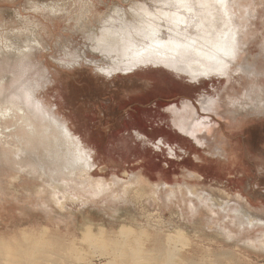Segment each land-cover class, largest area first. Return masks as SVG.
Here are the masks:
<instances>
[{
  "label": "rangeland",
  "instance_id": "374dc122",
  "mask_svg": "<svg viewBox=\"0 0 264 264\" xmlns=\"http://www.w3.org/2000/svg\"><path fill=\"white\" fill-rule=\"evenodd\" d=\"M2 78L34 131L0 134V237L156 232L264 264V0H0Z\"/></svg>",
  "mask_w": 264,
  "mask_h": 264
},
{
  "label": "bare ground",
  "instance_id": "6f19581e",
  "mask_svg": "<svg viewBox=\"0 0 264 264\" xmlns=\"http://www.w3.org/2000/svg\"><path fill=\"white\" fill-rule=\"evenodd\" d=\"M45 6L54 9L51 2L36 4L35 8ZM2 81L3 78L0 83ZM36 114L42 117V114ZM30 117V111L20 103L15 107L12 104L0 107V134L9 125L18 124L22 129L20 133L31 135L34 128ZM7 119L9 121L5 122ZM54 124L55 131L63 136L65 131L61 124L57 121ZM9 130L8 134L12 135L14 132ZM86 238H76L84 248L83 253H78L65 232L18 229L9 238L0 237V264H252L251 260L238 256L230 248L189 239H180L179 246H175L156 232L131 231L128 236L116 237L113 231L103 230L93 237L88 233ZM94 251L104 258L103 262H91L90 255Z\"/></svg>",
  "mask_w": 264,
  "mask_h": 264
}]
</instances>
